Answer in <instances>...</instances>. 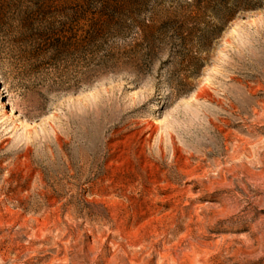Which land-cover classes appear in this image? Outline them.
Instances as JSON below:
<instances>
[{"label": "rangeland", "instance_id": "374dc122", "mask_svg": "<svg viewBox=\"0 0 264 264\" xmlns=\"http://www.w3.org/2000/svg\"><path fill=\"white\" fill-rule=\"evenodd\" d=\"M0 264H264V0H0Z\"/></svg>", "mask_w": 264, "mask_h": 264}]
</instances>
